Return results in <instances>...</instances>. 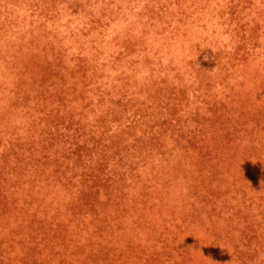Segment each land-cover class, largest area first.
<instances>
[{
    "label": "rangeland",
    "instance_id": "374dc122",
    "mask_svg": "<svg viewBox=\"0 0 264 264\" xmlns=\"http://www.w3.org/2000/svg\"><path fill=\"white\" fill-rule=\"evenodd\" d=\"M0 264H264V0H0Z\"/></svg>",
    "mask_w": 264,
    "mask_h": 264
}]
</instances>
